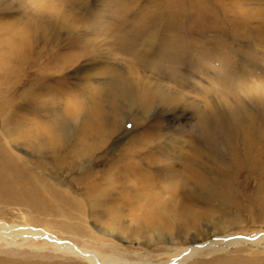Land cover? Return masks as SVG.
Segmentation results:
<instances>
[{"label": "rangeland", "instance_id": "obj_1", "mask_svg": "<svg viewBox=\"0 0 264 264\" xmlns=\"http://www.w3.org/2000/svg\"><path fill=\"white\" fill-rule=\"evenodd\" d=\"M0 182L1 219L81 247L263 234L264 0H0ZM33 242L0 264H87Z\"/></svg>", "mask_w": 264, "mask_h": 264}, {"label": "bare ground", "instance_id": "obj_2", "mask_svg": "<svg viewBox=\"0 0 264 264\" xmlns=\"http://www.w3.org/2000/svg\"><path fill=\"white\" fill-rule=\"evenodd\" d=\"M143 182L144 181H142V183ZM108 218L110 220L112 219V223L113 222L117 223V221H119L117 212L115 211H111L108 214ZM82 220L84 219H81V221ZM82 227L81 228L78 227V229L76 227L75 228L71 227L70 230L71 233L73 234L74 241L77 242V240H79L84 245L81 247L76 243L60 240L56 236L50 235V233L48 234L46 232L48 230L44 228L33 227L32 225H28V224L16 225L14 223L13 225L12 224L10 225L4 219L0 218V244L12 240H20L22 243L28 245V243L40 240L41 242H44L42 246L40 247H38V245H31V246L36 247L37 250L45 249L46 246H48L59 254H62L64 256L65 255L73 256L75 258L87 262V264H189L190 262H192L195 259H198L199 257L206 258V260L212 259L216 255L222 252H227L230 249L239 246L264 247V233L260 235L255 234L253 238L231 236V235H227L226 237L220 238L219 235H217L214 236L215 237L214 240L210 243L206 241L209 239L208 236L205 237L204 239L200 238L198 235H194L190 239H186V238L173 239L170 237L171 235L165 238V235L161 233H157V234L153 233L152 235H149L148 238H146L145 242H143L141 238L135 240L137 245V246L135 245L136 246L135 248L136 249L139 248L144 252L131 253L129 250L125 248L123 249L120 245L121 243H119L120 241L123 242L126 239L124 240L123 239L124 237L120 238L114 233L112 234L103 233L102 235L103 238L98 239V241L102 242V244L99 245L98 247H94L95 244L91 245L88 240L82 239V238H86L85 236L86 234L84 233V231L83 233L85 235L81 234L82 232L80 233V230H83ZM65 228L66 227H64V230ZM128 241L130 240L128 239ZM131 245H133V243ZM31 246L28 247L31 248ZM150 246H152L155 249L153 250L151 249L152 251L150 250L148 251V248ZM128 256L129 257L136 256L138 257L139 261L130 260ZM145 257L147 259L148 257L153 259L160 257V258H165L166 260L162 261L161 263H157V262H150L151 259H148L149 260L148 261L146 260Z\"/></svg>", "mask_w": 264, "mask_h": 264}]
</instances>
